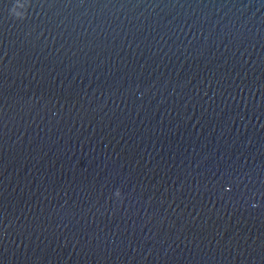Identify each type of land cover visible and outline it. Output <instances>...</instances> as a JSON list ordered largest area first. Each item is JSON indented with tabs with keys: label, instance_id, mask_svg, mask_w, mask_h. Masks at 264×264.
Wrapping results in <instances>:
<instances>
[{
	"label": "water",
	"instance_id": "95a60500",
	"mask_svg": "<svg viewBox=\"0 0 264 264\" xmlns=\"http://www.w3.org/2000/svg\"><path fill=\"white\" fill-rule=\"evenodd\" d=\"M0 264H264V0H0Z\"/></svg>",
	"mask_w": 264,
	"mask_h": 264
}]
</instances>
